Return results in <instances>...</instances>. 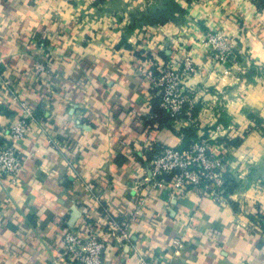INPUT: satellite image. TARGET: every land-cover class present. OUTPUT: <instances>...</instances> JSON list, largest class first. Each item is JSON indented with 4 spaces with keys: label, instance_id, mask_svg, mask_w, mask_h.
Instances as JSON below:
<instances>
[{
    "label": "crops",
    "instance_id": "obj_1",
    "mask_svg": "<svg viewBox=\"0 0 264 264\" xmlns=\"http://www.w3.org/2000/svg\"><path fill=\"white\" fill-rule=\"evenodd\" d=\"M158 2L0 0V82L13 77L40 111L17 142L22 174L0 184V264H64V227L111 219L129 225V239L109 244L104 264H264V0H182L179 12ZM211 29L225 32L235 59L210 53ZM42 56L53 69L27 86ZM186 58L198 109L172 120L147 73ZM20 117L0 86V128ZM202 137L225 158L226 203L202 186L152 188L155 146Z\"/></svg>",
    "mask_w": 264,
    "mask_h": 264
},
{
    "label": "built area",
    "instance_id": "obj_2",
    "mask_svg": "<svg viewBox=\"0 0 264 264\" xmlns=\"http://www.w3.org/2000/svg\"><path fill=\"white\" fill-rule=\"evenodd\" d=\"M206 44L215 59L229 62L236 58L234 45L221 29H211L206 33ZM149 69L148 77L161 98V107L168 112L172 120L194 117L197 96L195 90L186 85V79L195 66L191 58L184 60L183 66H156ZM50 66L37 59L30 74L41 76L50 73ZM28 77H26L27 79ZM25 79V80H26ZM25 80L22 84H25ZM0 86L17 103L20 119L13 124L0 128V184L6 177L17 179L25 168L17 142L27 137L38 116L31 105L23 98L20 88L13 77L6 76ZM58 145V142H54ZM228 173L225 158L220 156L209 139L204 137L193 141L188 148L180 149L169 144H160L146 174L152 188L169 187L173 192L181 193L186 187L202 186L216 202L226 203V175ZM230 177V175H229ZM140 183V182H139ZM136 184L140 189L142 184ZM90 188H94L90 185ZM140 218V207L133 210L132 221ZM195 218L190 217V225ZM107 225V227H106ZM127 224L116 220L107 223L88 222L85 230H76L66 226L59 234L57 251L64 264H104L109 244L124 246L129 239ZM178 249L184 247L182 238L175 240ZM149 264V263H143Z\"/></svg>",
    "mask_w": 264,
    "mask_h": 264
},
{
    "label": "trees",
    "instance_id": "obj_3",
    "mask_svg": "<svg viewBox=\"0 0 264 264\" xmlns=\"http://www.w3.org/2000/svg\"><path fill=\"white\" fill-rule=\"evenodd\" d=\"M189 1H194V0H189ZM38 59H41L42 61H44L45 63H47L49 66H50V68H51V70L53 69L52 68V66L50 65V63H49V61L46 59V57H44V56H42V57H39ZM150 69H153V70H156L157 68L156 67H154V68H150ZM21 78V77H20ZM28 78H32V79H37L36 81H40L41 80V78H43V76L41 75V76H33V75H31V76H28ZM19 79V78H18ZM17 79V80H18ZM21 79H23V78H21ZM30 79H27L28 81L26 82V84H27V86H31L32 84H30ZM159 98H160V96H159ZM160 102H161V98H160ZM161 106V105H160ZM197 109H198V107H196L195 108V111L197 112ZM161 110H162V112H163V114L164 115H166V116H168L170 119H171V117H170V115L168 114V112H166L163 108H161ZM35 111V113H36V116L38 115H40V111H36V110H34ZM195 134H193V137H195L194 136ZM196 140H198V138H193L192 140H190V142H189V144H188V146L193 142V141H196ZM159 145L160 144H157L156 146H155V148H154V152H156L157 150H158V148H159ZM226 184H225V188H226V194H228L229 193V191L231 190V187H232V179L229 177V174H227L226 175ZM262 218L263 219H261V222H262V225H263V227H264V215L262 216ZM68 226V225H67Z\"/></svg>",
    "mask_w": 264,
    "mask_h": 264
},
{
    "label": "rangeland",
    "instance_id": "obj_4",
    "mask_svg": "<svg viewBox=\"0 0 264 264\" xmlns=\"http://www.w3.org/2000/svg\"><path fill=\"white\" fill-rule=\"evenodd\" d=\"M184 1V0H183ZM182 0H159L158 6H168L169 11H172L171 7L173 8L174 12H179L183 6H182ZM206 37V35H205Z\"/></svg>",
    "mask_w": 264,
    "mask_h": 264
}]
</instances>
